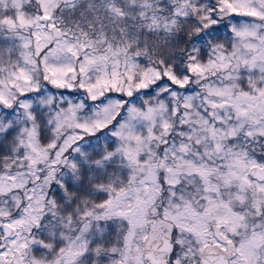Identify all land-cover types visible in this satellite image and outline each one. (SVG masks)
<instances>
[{
	"label": "snow or ice",
	"instance_id": "6c2138e0",
	"mask_svg": "<svg viewBox=\"0 0 264 264\" xmlns=\"http://www.w3.org/2000/svg\"><path fill=\"white\" fill-rule=\"evenodd\" d=\"M0 264H264V0H0Z\"/></svg>",
	"mask_w": 264,
	"mask_h": 264
}]
</instances>
